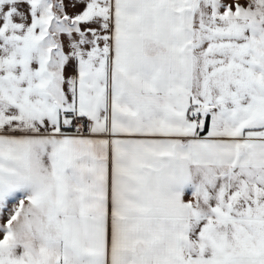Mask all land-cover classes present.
<instances>
[{
    "label": "snow or ice",
    "instance_id": "1",
    "mask_svg": "<svg viewBox=\"0 0 264 264\" xmlns=\"http://www.w3.org/2000/svg\"><path fill=\"white\" fill-rule=\"evenodd\" d=\"M0 264H264V0H0Z\"/></svg>",
    "mask_w": 264,
    "mask_h": 264
}]
</instances>
